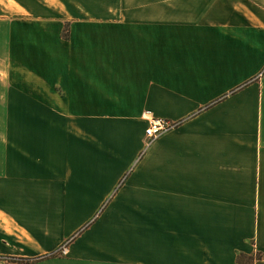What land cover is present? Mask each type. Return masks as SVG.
<instances>
[{"label": "crops", "instance_id": "1", "mask_svg": "<svg viewBox=\"0 0 264 264\" xmlns=\"http://www.w3.org/2000/svg\"><path fill=\"white\" fill-rule=\"evenodd\" d=\"M56 251L264 264V0H0V264Z\"/></svg>", "mask_w": 264, "mask_h": 264}, {"label": "built area", "instance_id": "2", "mask_svg": "<svg viewBox=\"0 0 264 264\" xmlns=\"http://www.w3.org/2000/svg\"><path fill=\"white\" fill-rule=\"evenodd\" d=\"M143 117L148 120V125L145 128V133L148 136V140L146 144L148 145L150 142H153L158 136L166 132L167 130H171L177 122H174L165 118H154L148 112H143ZM62 252L64 248L60 249Z\"/></svg>", "mask_w": 264, "mask_h": 264}, {"label": "trees", "instance_id": "3", "mask_svg": "<svg viewBox=\"0 0 264 264\" xmlns=\"http://www.w3.org/2000/svg\"><path fill=\"white\" fill-rule=\"evenodd\" d=\"M65 36L67 35L66 33L64 34ZM58 252H51L49 254H42L39 256H35V257H27V256H8L5 259L6 264H34L35 262L41 260V259H47L50 258L54 255H57Z\"/></svg>", "mask_w": 264, "mask_h": 264}]
</instances>
